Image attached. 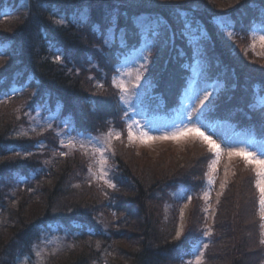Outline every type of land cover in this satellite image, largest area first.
<instances>
[{
    "label": "trees",
    "instance_id": "1",
    "mask_svg": "<svg viewBox=\"0 0 264 264\" xmlns=\"http://www.w3.org/2000/svg\"><path fill=\"white\" fill-rule=\"evenodd\" d=\"M254 25L264 26V0H0V264L33 257L45 232L64 229L74 233L72 247L44 264H187L206 235L200 195L215 156L206 148L203 161L166 170L135 165L144 153L125 146L116 66L150 42L141 106L168 114L190 64L202 60L206 80L226 85L205 118L263 137L264 63L247 43ZM188 26L197 30L193 42ZM41 108L72 133H121L110 156L115 189L90 179L92 159L80 151L64 157L55 129L33 126ZM243 171L246 180L222 197L206 264L264 259L256 176ZM180 187L196 205L177 238L178 214L167 205H181Z\"/></svg>",
    "mask_w": 264,
    "mask_h": 264
},
{
    "label": "rangeland",
    "instance_id": "2",
    "mask_svg": "<svg viewBox=\"0 0 264 264\" xmlns=\"http://www.w3.org/2000/svg\"><path fill=\"white\" fill-rule=\"evenodd\" d=\"M186 32L192 42L197 39L198 35L196 29L188 26ZM262 34H264V26L254 25L251 28L250 38H247V43L250 44V50L254 51L256 55L261 56L260 58H263L262 62L264 63V45H261L257 39L255 49L253 50L251 48L253 43L252 36L255 35L258 38L259 35ZM149 49L151 51L150 42L141 43L134 49H130L129 52H126L121 58L120 64L118 63L116 66L117 72L114 77L115 82L113 83L117 84L123 82L128 88L126 96L127 103L121 99L124 93L120 90L121 105L127 116V119L124 121V126L128 131V125L131 124L133 134L136 136H139L141 130L148 132L150 136H162L170 135L172 132H175L185 125L195 124L205 135L210 136L216 144L220 146L222 153L219 158V163L216 166V171L212 174L214 183L210 184L209 176H207L204 192L202 191L200 195V199L205 203V209H207L204 215L207 222L205 220L203 226L206 228V235L195 248L205 253V249H203L202 245L204 243L208 245L210 242V234L217 235L215 225L220 217L219 207L221 204H225L221 203L222 197H224L226 191H229V195L231 192L233 193L236 189V184L239 182L243 183V181L246 180V175L241 174L244 172L243 170L249 168L254 169L255 167L254 164H246L242 156H233L229 158L227 154L228 151L245 149L246 151L264 158V137H259L257 135L251 136L249 134L250 132L247 133L227 121H208L205 118L206 113L213 107L214 101L221 95V90H223L226 85L219 83L217 80L213 82H208L206 80L202 60L194 63L192 61L190 64L192 72L190 73L192 75L191 79L189 77L186 89H182L181 95L176 99L177 103H179L181 98L179 109L174 113L168 111V114H165L164 110H160L157 113L152 112V114L149 115L148 111L141 106V98L144 94V90L146 91L147 89L145 70L149 62ZM145 56H148V59H144ZM137 75L141 76L139 81L136 80ZM137 84L139 85L138 87L136 86ZM229 88L230 87L227 88V91ZM205 95H208L207 100H204ZM257 100L260 101V106H264V95L260 96V94H258ZM201 101H203V104H201ZM189 116L192 117L191 120H189ZM123 119H125L124 116ZM55 121L58 123L61 122L58 113L52 112L48 108L39 109L32 118L33 126H45L47 129L52 127L60 135L61 145L65 149V153L63 154L64 157L77 159L76 153L74 152L77 150L86 158H91L92 165L89 167L91 168L89 174L90 179L95 183L103 182V180H98L96 176L93 175V173L99 172V164L97 163L99 156L98 154L94 155L91 149L93 146L102 145L107 142L106 133H101L102 135L81 132L72 133L70 127H66L65 125L56 127ZM111 131L114 134L117 133L113 129ZM119 134L121 135V133ZM116 140L115 135H113L110 141V147L105 151L107 164L104 167L105 171L108 173L107 179L109 180L112 168L110 156L116 153L121 147L120 144H115ZM69 142L74 143L75 147L64 146ZM123 143L125 142L121 144L123 145ZM81 145H84V147H81ZM125 146L130 147L127 149H130V151L133 149V151L138 154L144 153L143 156L134 159L133 162L135 165L145 169L151 168L153 170L156 168L155 165H161V170H166L167 168H174L179 161L181 163H186L190 159H193V161H203V156L207 153L206 148H208V145L202 142L199 137L192 135L183 136L178 139H157L148 143H140L137 139L131 145H129V142L125 143ZM148 154L153 156V162L146 161V159L145 161L139 160L142 157H147ZM239 166H242V169H240ZM161 170L159 172H161ZM183 189L185 188L180 187L178 190L174 191V195L176 197L178 196V199H182L181 205L177 206L171 203L167 205L168 211L171 210L178 214L179 232L181 228L182 231L185 229V225L188 223L190 216L192 214L194 215V207L196 205L195 202L191 204L190 198L186 196L185 191H182ZM206 192L209 193V198L207 200L204 198ZM256 192L259 198V191L256 190ZM181 213H183V218H181ZM258 213H260V210H258ZM259 224H264V221L260 219ZM72 236L71 232L67 230H54L44 233L39 243L35 246L34 256L21 258L18 264H44L46 259H49L50 256L63 251L67 247H72L70 246L72 243ZM216 249L217 248H215L214 251ZM37 252L40 253L39 256L36 255ZM208 263L210 264V261ZM259 264H264V259L260 260Z\"/></svg>",
    "mask_w": 264,
    "mask_h": 264
},
{
    "label": "snow or ice",
    "instance_id": "3",
    "mask_svg": "<svg viewBox=\"0 0 264 264\" xmlns=\"http://www.w3.org/2000/svg\"><path fill=\"white\" fill-rule=\"evenodd\" d=\"M60 23V22H57ZM154 36H158V32L153 33ZM228 37L231 39L233 37V33L229 32ZM257 39L259 40V43L261 45H264V34L259 35L257 38L255 35L252 36L253 43L251 45V48L254 50L256 47V41ZM148 54H151V51L149 49ZM144 59H148V56H145ZM143 66V65H142ZM141 79L140 75L136 76V80L139 81ZM116 87L120 88L121 92L124 93V96L121 97L122 100H124L125 103H127V93H128V88L123 84V82L117 83L115 85ZM137 87L139 86L138 84L136 85ZM210 95V93H209ZM208 99V95L204 96V100ZM201 104H203V101H201ZM192 117L189 116V120H191ZM138 123V122H137ZM115 135L116 139L120 138L119 133H113L112 131H109L106 136H107V142L98 145V146H93L92 147V152L94 155L98 154L99 159L97 163L99 164V172L98 173H93L94 176L98 180H103V182L109 187V188H116V185L109 179H107L108 173L105 171V165L107 164V158L105 157V151L107 150L108 147H110V141ZM196 136L199 137L202 142L206 143L208 145V150L209 152H212L215 156V159H212L211 163L208 165L209 167V183L212 184L214 183V180H212V174L216 171V166L219 163V158L221 156L222 150L218 144L210 137L205 135L198 127L195 126V124L192 125H185L182 128L177 129L175 132H172L170 135H162V136H150L148 132L141 130L139 133V136H136L133 134L132 131V125H128V142L129 145H131L133 142H135L137 139L139 140L140 143H148L153 140L157 139H178L183 136ZM65 147H75V144L72 142H69L67 145H64ZM81 147H84V145H81ZM228 156L229 158L233 156H242L244 158V161L246 164H254V172L256 176V181H255V187L259 191V208H260V219L264 221V158H261L260 155H256L252 152L246 151L245 149H240L239 151H228ZM89 171L91 172V168H89ZM204 198L207 200L209 198V193L204 194ZM207 211V209H205ZM181 218H183V213H181ZM260 227L264 229V224H261ZM182 234V228L181 231L177 233V238L180 237ZM264 235V233H262ZM261 244H264V239L260 241ZM203 249H207L208 245L207 243H204L202 245ZM37 256L40 255L39 252L36 253ZM194 258L187 261V264H206L205 258H204V252L199 250L198 248H195L194 246V252H193Z\"/></svg>",
    "mask_w": 264,
    "mask_h": 264
}]
</instances>
